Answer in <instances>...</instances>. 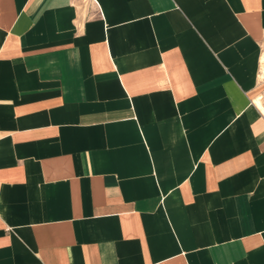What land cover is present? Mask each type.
Wrapping results in <instances>:
<instances>
[{"label":"crops","instance_id":"crops-1","mask_svg":"<svg viewBox=\"0 0 264 264\" xmlns=\"http://www.w3.org/2000/svg\"><path fill=\"white\" fill-rule=\"evenodd\" d=\"M264 0H0V264H264Z\"/></svg>","mask_w":264,"mask_h":264},{"label":"bare ground","instance_id":"bare-ground-1","mask_svg":"<svg viewBox=\"0 0 264 264\" xmlns=\"http://www.w3.org/2000/svg\"><path fill=\"white\" fill-rule=\"evenodd\" d=\"M263 63H264V57H263ZM257 104L260 106V108L264 112V106L262 105L261 100H257Z\"/></svg>","mask_w":264,"mask_h":264}]
</instances>
